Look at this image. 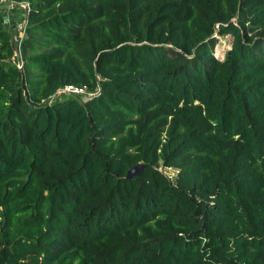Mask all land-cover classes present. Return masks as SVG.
Returning <instances> with one entry per match:
<instances>
[{"label": "trees", "instance_id": "obj_1", "mask_svg": "<svg viewBox=\"0 0 264 264\" xmlns=\"http://www.w3.org/2000/svg\"><path fill=\"white\" fill-rule=\"evenodd\" d=\"M13 1L0 264H264V0Z\"/></svg>", "mask_w": 264, "mask_h": 264}, {"label": "built area", "instance_id": "obj_2", "mask_svg": "<svg viewBox=\"0 0 264 264\" xmlns=\"http://www.w3.org/2000/svg\"><path fill=\"white\" fill-rule=\"evenodd\" d=\"M17 6H20L25 11V14H27V11H28V2L27 1L16 2L13 0H0V8L4 12H6V15L9 17V19L11 16V14L9 13L10 10L17 7ZM25 24H26V18L23 21V24L20 26V29H19L22 32V36H21L20 40H22V37H23L24 32H25ZM20 46H21V42H20V45H18L19 52H20ZM92 93H94V92L89 91L86 85L68 83V84L60 87L57 90V92L49 99V101H54V99L56 98V96L58 94L66 96V95H91ZM58 99H60V98H57L56 100H58Z\"/></svg>", "mask_w": 264, "mask_h": 264}, {"label": "rangeland", "instance_id": "obj_3", "mask_svg": "<svg viewBox=\"0 0 264 264\" xmlns=\"http://www.w3.org/2000/svg\"><path fill=\"white\" fill-rule=\"evenodd\" d=\"M18 8L19 9L16 11V14L14 16L15 17L14 21H16L15 23H19V25L21 26L23 24V21L26 18V14H25L24 10H22L20 7H18ZM11 29H12V32L14 34L15 44L17 45V48H18V45H20V42H21L20 35H19L20 30H17L15 28H11ZM230 38H232V35L229 34V33L220 35V37H219L220 40L216 44V46H218L217 48H219V50L220 49H226L227 46L229 45ZM18 53H19V48H18ZM18 53L14 57V60L17 61V62H19V54ZM63 97H64L63 95L58 94L56 96V98L54 99V101L57 98H60L61 99ZM81 97H83V96H81ZM165 170L167 172H169V173H173L174 172V170L171 169V168H165Z\"/></svg>", "mask_w": 264, "mask_h": 264}, {"label": "water", "instance_id": "obj_4", "mask_svg": "<svg viewBox=\"0 0 264 264\" xmlns=\"http://www.w3.org/2000/svg\"><path fill=\"white\" fill-rule=\"evenodd\" d=\"M5 19L6 21L9 20V17L6 15L5 16ZM14 28V27H13ZM146 165L145 162H140L134 166H132L129 170H128V173H127V176L128 177H134L135 175L139 174L142 170V168Z\"/></svg>", "mask_w": 264, "mask_h": 264}, {"label": "crops", "instance_id": "obj_5", "mask_svg": "<svg viewBox=\"0 0 264 264\" xmlns=\"http://www.w3.org/2000/svg\"><path fill=\"white\" fill-rule=\"evenodd\" d=\"M18 7H20V6H17V7H15V8H13V9H11L10 10V14H11V16H10V21H11V23H15L16 21H14V19H15V14H16V11L19 9ZM21 8V7H20ZM22 9V8H21ZM23 10V9H22ZM25 12V11H24ZM14 28L15 29H17V30H19L20 29V25H19V23H16V25L14 26ZM19 35H20V39H21V36H22V32H21V30H20V32H19Z\"/></svg>", "mask_w": 264, "mask_h": 264}]
</instances>
